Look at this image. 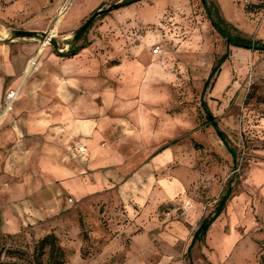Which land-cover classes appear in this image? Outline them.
<instances>
[{
	"label": "rangeland",
	"instance_id": "obj_1",
	"mask_svg": "<svg viewBox=\"0 0 264 264\" xmlns=\"http://www.w3.org/2000/svg\"><path fill=\"white\" fill-rule=\"evenodd\" d=\"M120 1L0 0L1 56L31 48L26 65L43 46L33 77L51 71V53L86 44L100 60L101 85L119 92L116 104L125 110L118 114L131 107L134 122L133 131L108 137L122 157L116 187L84 201L69 198L59 220L11 234L0 225V264H47L48 248L40 260L34 251L50 233L65 264H264V51L228 45L202 0H141L112 9L74 41L94 11ZM213 1L241 35L264 40V0ZM14 30L48 35L17 37ZM156 47L161 52L153 54ZM227 52L203 99L236 160L202 106L205 82ZM164 148L172 159L155 168L150 159ZM229 188L225 210L189 256L194 233Z\"/></svg>",
	"mask_w": 264,
	"mask_h": 264
},
{
	"label": "crops",
	"instance_id": "obj_2",
	"mask_svg": "<svg viewBox=\"0 0 264 264\" xmlns=\"http://www.w3.org/2000/svg\"><path fill=\"white\" fill-rule=\"evenodd\" d=\"M91 48L67 58L51 53V71L26 81L21 71L32 49L0 55V111L6 89L19 90L11 111L0 117V225L9 234L59 220L71 207L69 198L84 201L116 187L122 157L108 137L133 131L132 109L118 114L125 110L116 104L119 92L101 85L102 66ZM79 144L87 152L76 155L72 147ZM172 156L164 148L150 161L159 168Z\"/></svg>",
	"mask_w": 264,
	"mask_h": 264
},
{
	"label": "trees",
	"instance_id": "obj_3",
	"mask_svg": "<svg viewBox=\"0 0 264 264\" xmlns=\"http://www.w3.org/2000/svg\"><path fill=\"white\" fill-rule=\"evenodd\" d=\"M138 1H141V0H122L116 3L117 4L116 8L126 7ZM202 3L206 8L207 15L211 18L212 24L225 38L228 45H234V46L249 48L253 50L264 51V40L247 38L241 35L240 31L234 25L227 22L221 16L218 10V6L215 4L213 0H202ZM74 43L75 42L71 44V47L69 50H67L66 52L60 53V55L65 56V57H72L78 54L80 50H82L84 47L87 46L86 44L75 45ZM228 56H229V52L224 54L220 59L216 60L212 68V72L209 78L206 80L204 89L202 91V106L205 112L207 113L209 125L214 128L217 135L224 142V144L227 146L228 150L232 154L233 159L236 160L237 156H236L235 150L230 146L229 139L226 133L220 128L217 118L212 114L208 106V103L203 99L207 91V88L211 83V80L218 73L220 69V62H222ZM232 192H233V189L229 188L226 191V193L218 201V204L216 208L214 209V211L210 213L200 224V226L198 227V229L196 230L192 238V242H191V245L188 251L189 256L191 254L190 250L193 248L196 242L204 243L206 241L208 231L210 230L212 224L217 220V218L225 210L227 202L230 200L232 196ZM47 248H48V251H47ZM46 251L48 253L47 264H65L66 254L63 248L61 247V245L59 244V239L56 234L50 233L42 237L41 239H39V241L37 242L35 246V251H34L36 259L40 260V258L44 254H46ZM190 264H193L192 261H190Z\"/></svg>",
	"mask_w": 264,
	"mask_h": 264
},
{
	"label": "built area",
	"instance_id": "obj_4",
	"mask_svg": "<svg viewBox=\"0 0 264 264\" xmlns=\"http://www.w3.org/2000/svg\"><path fill=\"white\" fill-rule=\"evenodd\" d=\"M160 52H161L160 47H156L153 49L154 54H158ZM40 54L41 51L39 50L36 55L32 56L27 61V64L25 65L21 74L23 81H26L28 78H30L40 68ZM18 94H19V90L17 88L9 87L6 89L2 99L0 117H3L9 111H11L14 102L18 97ZM72 150L76 155L87 152V148L83 144L74 145L72 147ZM70 201H72V199H70Z\"/></svg>",
	"mask_w": 264,
	"mask_h": 264
},
{
	"label": "water",
	"instance_id": "obj_5",
	"mask_svg": "<svg viewBox=\"0 0 264 264\" xmlns=\"http://www.w3.org/2000/svg\"><path fill=\"white\" fill-rule=\"evenodd\" d=\"M116 6H117V4H113L107 8L97 9L96 11H94L92 13V15L85 21V23H83L79 27V29L75 32L74 41H78L82 37V35L85 33V31L90 27V25L94 22V20L98 16L102 15L106 11H110L112 9H115ZM14 34L17 37H24V38H31V37L39 36L41 39H44L48 35V33H46V32H39V31H35V30H14ZM50 37H52V36H50ZM51 41H52L54 47L57 49L58 43H57L56 39L51 38Z\"/></svg>",
	"mask_w": 264,
	"mask_h": 264
},
{
	"label": "bare ground",
	"instance_id": "obj_6",
	"mask_svg": "<svg viewBox=\"0 0 264 264\" xmlns=\"http://www.w3.org/2000/svg\"><path fill=\"white\" fill-rule=\"evenodd\" d=\"M52 28H53V27H52ZM50 36H51V35H49V37H50ZM49 37H48V38H49ZM48 38H47V39H48ZM47 39H46L44 42H46V41H47Z\"/></svg>",
	"mask_w": 264,
	"mask_h": 264
},
{
	"label": "flooded vegetation",
	"instance_id": "obj_7",
	"mask_svg": "<svg viewBox=\"0 0 264 264\" xmlns=\"http://www.w3.org/2000/svg\"><path fill=\"white\" fill-rule=\"evenodd\" d=\"M117 3V2H116ZM116 3H113V4H116ZM113 4H111V5H113ZM110 6V5H109ZM100 9H102V8H100Z\"/></svg>",
	"mask_w": 264,
	"mask_h": 264
}]
</instances>
